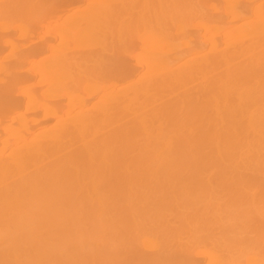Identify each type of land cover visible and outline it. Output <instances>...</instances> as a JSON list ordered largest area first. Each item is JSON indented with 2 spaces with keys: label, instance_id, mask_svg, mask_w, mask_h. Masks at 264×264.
Listing matches in <instances>:
<instances>
[{
  "label": "bare ground",
  "instance_id": "bare-ground-1",
  "mask_svg": "<svg viewBox=\"0 0 264 264\" xmlns=\"http://www.w3.org/2000/svg\"><path fill=\"white\" fill-rule=\"evenodd\" d=\"M0 264H264V0H0Z\"/></svg>",
  "mask_w": 264,
  "mask_h": 264
}]
</instances>
